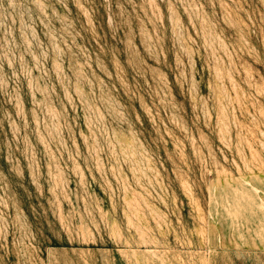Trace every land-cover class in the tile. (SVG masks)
<instances>
[{"label":"rangeland","instance_id":"rangeland-1","mask_svg":"<svg viewBox=\"0 0 264 264\" xmlns=\"http://www.w3.org/2000/svg\"><path fill=\"white\" fill-rule=\"evenodd\" d=\"M0 264H264V0H0Z\"/></svg>","mask_w":264,"mask_h":264}]
</instances>
